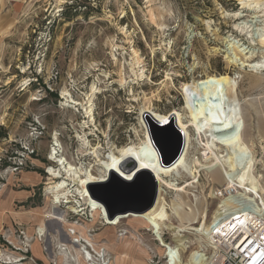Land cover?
<instances>
[{"label": "rangeland", "instance_id": "374dc122", "mask_svg": "<svg viewBox=\"0 0 264 264\" xmlns=\"http://www.w3.org/2000/svg\"><path fill=\"white\" fill-rule=\"evenodd\" d=\"M72 5L77 13L69 19L66 11ZM263 5L264 0H0V264H80L73 249L61 251L59 240L69 232L57 233L58 221L46 222V237L36 234L40 217L43 224L56 206L47 200L48 170L58 167L51 153L57 149L72 164L103 175V165L120 148L145 141L142 111L150 102L163 119L184 111L195 121L190 134L197 147L196 179L175 189L154 180L172 208L170 218L162 216L169 227H184L172 212L190 214L194 225L204 210L210 220L216 212L214 190L226 185L223 169L210 172L200 166L208 141L234 159L239 184L248 187L258 179L252 173L254 158L244 155L253 144L264 187V70L230 63L235 53L243 58L239 50L254 61L264 60V18L254 19ZM235 12L243 18L236 20ZM241 21H252L248 32L234 27ZM230 35L234 49L226 44ZM133 50L142 78L132 71ZM213 82L218 84L215 94L227 97L232 128L213 105ZM93 85L92 123L86 108ZM174 125L153 122L150 128L162 142L170 140L168 154L178 140ZM83 137L92 146L84 148ZM154 182L141 172L134 182L112 175L93 188L135 194L130 201L115 199L120 208L138 206ZM66 205L61 208L69 228L93 247L82 243L81 251L93 257L91 264H147L154 244L141 220L125 217L113 228L92 222L89 210L77 215ZM132 213L138 214L126 215ZM83 223L89 227L85 232L78 228ZM166 233L172 241L175 233Z\"/></svg>", "mask_w": 264, "mask_h": 264}, {"label": "bare ground", "instance_id": "6f19581e", "mask_svg": "<svg viewBox=\"0 0 264 264\" xmlns=\"http://www.w3.org/2000/svg\"><path fill=\"white\" fill-rule=\"evenodd\" d=\"M233 15L236 20H241L243 18L240 12H235ZM257 18H264V5L261 9L257 10V16L254 19ZM251 22L241 21L234 25V27L239 31L241 30L242 32H248L252 27V24H250ZM235 41L236 40L232 37V35L228 36L226 38L227 47L230 49H234L236 44ZM133 52L136 58L134 60L135 62L131 65L132 71L136 76H140L142 78V76L144 75L143 72L141 74H137V68L140 67V62L138 59L139 55L137 54L138 52H136V50H133ZM239 52L243 55V58H238L237 54L235 53V57L230 61L231 64H234L241 68L250 69L253 72H261L264 70V60L254 61L252 57L247 56L248 53H244V50H239ZM124 82L125 78L121 76L120 83L123 84ZM216 88H218V84L216 82H213V85H211L210 87L211 92L214 94L213 105L216 106L217 110L219 109L220 112L223 113L222 117L224 118V120H226L227 125L232 128L234 126V123L230 120V113L227 111L228 109H225L227 97L224 95L215 94ZM96 91L97 88L95 87V85H93L92 94L88 99L89 106L86 108V113L92 123L95 121V119L93 118L94 110L92 97H94ZM152 110V103L150 102L149 105L146 106V108L142 111L143 122L148 126H146L148 134H145V136H147L144 139L145 141H142L140 144H132L120 148L115 155L113 154L110 157L111 163L108 165H103L104 174L101 176H95L92 173L93 170H88L82 165L79 167V165L72 164L63 156L58 155L56 151L57 149H54V151L51 153V158L57 163L58 167H50L48 170V174L51 176V179H49V182L47 183V194L49 195L47 200H50L52 204L56 206H54V210L50 207L52 209V212L48 213L47 218L50 221H58H54L56 222V224H58L57 226H59V230L57 233L61 234V231H64V233L65 231L69 232L68 235L66 233H62L66 236V240L60 239V241L63 242H60L61 251L63 252L69 249H73L77 253L76 259L80 264H91V261H93V257L91 258V256H89V253L87 254L81 251L83 248L82 243L84 244V246H89L92 249L93 247L92 245L87 244L86 241L80 240L79 237L76 236L77 232L76 230H74V228H72V230L69 228L68 221L65 218L66 211L64 212L63 208H61L64 203L67 204L66 206L67 209L70 210L69 212L78 215L79 212L89 210L91 213L89 217L93 219L92 222H98L100 224H103L104 226H111L113 228L119 226L122 222V219L125 217L128 218L131 216L133 218H137V220H141V222L146 225L145 230L151 232V234L154 235L159 234L162 236L163 234H165L164 231L171 230L175 234H178L180 236L182 232L186 231L205 232L206 229H209L210 227L212 218L210 220L206 210L201 212L199 218H197V220L199 221L197 225L191 223L190 214L184 215V212H172V214H175L179 217L180 221L184 224V227L174 225L169 227L162 219V216L170 218L171 214L169 215L168 209L172 210V208L168 207L166 201L159 193L155 205L148 211L138 214L132 213L129 215L118 214L113 219H111L110 213L107 211L106 207L101 202L94 199L92 197V194L90 193V188H93L96 184H102L109 181L110 177L114 173L126 182H134L138 178L139 173L142 172L143 174L144 172H148V175H152L153 180L159 179L161 181H164L170 188L173 189L178 188L180 182L186 183L188 181L196 179L193 170L195 163L193 153L194 151H197V147H195V145L193 144V138L190 134V126L195 123L194 119L190 118V116L184 113V111L174 112L163 119ZM152 120L157 121L158 124L167 123L166 127H169L172 123H175L178 130L183 133L185 141L183 153L181 154L179 159L170 166H162L159 160V154L153 145L150 130V128L152 127ZM81 139L83 141L82 146L84 148L92 146L91 144H89V141L86 138L83 137ZM249 146L251 147L252 152H249L248 154L244 152V155H249L250 157L254 158L255 162L252 173L255 177L258 178L256 179L255 183L251 181L248 182V185L252 188L239 184L237 173L235 174L237 167L234 159H232V157L227 154L226 151H224L223 147H221L216 142L208 141L206 148L203 151L204 158L200 163V166L205 171L210 172H216L219 168L223 169L222 171H224V184L227 186V188H232L235 191H239L244 196L249 198V200H252L255 203L258 202V204L261 203L264 207V187L261 184V179L263 178V176L259 175L256 171L258 162L256 161L257 156L254 152L253 144H249ZM91 149H93L92 153L96 155V157H100L98 156L97 148L92 147ZM229 151L231 150H228V152ZM63 173L66 174V177H63ZM108 176H110L109 179L107 178ZM244 178L246 177L244 176ZM74 182L76 184H73ZM194 195H197L196 192L194 193ZM81 201L83 202V206H85V208L82 207ZM77 204L79 206H77ZM79 207H81V210ZM195 213L197 214L196 210ZM254 215V213H246L243 223L252 222V220H254ZM101 220H103L104 222H101ZM78 226L79 230L83 232H85L89 228L87 224L84 225V223ZM49 233V229H47V224L45 222L36 230V234L40 238L46 237L47 235H49ZM203 238L206 239L205 237ZM193 256H195V253L191 254L192 261L188 262L187 264H195V258L193 259Z\"/></svg>", "mask_w": 264, "mask_h": 264}, {"label": "built area", "instance_id": "2783aa9c", "mask_svg": "<svg viewBox=\"0 0 264 264\" xmlns=\"http://www.w3.org/2000/svg\"><path fill=\"white\" fill-rule=\"evenodd\" d=\"M213 199L218 202L217 211L205 232H182L173 235L172 241L166 240V231L161 237L150 232L154 245H150L147 264H179L192 253L195 264H264L262 204L227 186L216 188ZM248 212L255 214L254 220L243 223Z\"/></svg>", "mask_w": 264, "mask_h": 264}, {"label": "water", "instance_id": "95a60500", "mask_svg": "<svg viewBox=\"0 0 264 264\" xmlns=\"http://www.w3.org/2000/svg\"><path fill=\"white\" fill-rule=\"evenodd\" d=\"M157 123V121L152 120V124ZM175 123H172L171 125H173ZM160 127H166L165 124H159ZM174 128L176 129V133H177V137L178 140L176 142L174 151L172 154H168L167 153V145L166 143L168 141H170L168 138L164 139V142H162L161 139H159V137L157 135H155V133L151 132L152 135V141H153V145L156 149V151L159 154V160L162 164V166H170L173 163H175L179 157L181 156V154L183 153L184 147H185V141H184V136L183 133L178 130L177 127ZM146 175H148V172H144ZM113 176H116V178L120 179L121 182H125L124 180H122L121 178H119L115 173L112 174ZM151 180L154 182L152 175H148ZM129 182V181H128ZM104 184V183H102ZM100 184V185H102ZM97 185V184H96ZM94 185V186H96ZM90 193L92 194V197L94 199H96L97 201L101 202L107 209V211L110 213V218L113 219L116 215L118 214H126L128 212L134 211L137 213H144L146 211H148L149 209H151L157 199H158V188L156 187V184L154 182V187L153 188H149L148 191H146V197L143 201H141L138 206L132 205L131 203L122 207H115L114 205V200L115 199H123V200H132L135 194L132 193H128V192H120V193H114L113 191H111V189H107V188H102L101 191L95 190V188H90ZM144 194V193H143Z\"/></svg>", "mask_w": 264, "mask_h": 264}, {"label": "trees", "instance_id": "16d2710c", "mask_svg": "<svg viewBox=\"0 0 264 264\" xmlns=\"http://www.w3.org/2000/svg\"><path fill=\"white\" fill-rule=\"evenodd\" d=\"M77 5H72V6H70V7H68V11H66V16L69 18V19H72L75 15H76V13H77ZM73 10H76L74 13L75 14H73ZM70 11V12H69ZM71 13V14H67V13Z\"/></svg>", "mask_w": 264, "mask_h": 264}, {"label": "crops", "instance_id": "0c3cea01", "mask_svg": "<svg viewBox=\"0 0 264 264\" xmlns=\"http://www.w3.org/2000/svg\"><path fill=\"white\" fill-rule=\"evenodd\" d=\"M47 217H48V214H45V218H46L45 223L48 222V221H50ZM43 218H44V216H41L40 217V219H39V226L42 225ZM47 229H48V227H47ZM59 242H62V241L59 240Z\"/></svg>", "mask_w": 264, "mask_h": 264}]
</instances>
